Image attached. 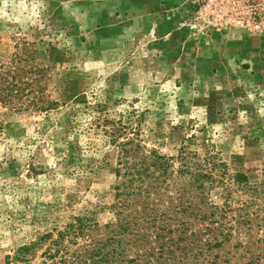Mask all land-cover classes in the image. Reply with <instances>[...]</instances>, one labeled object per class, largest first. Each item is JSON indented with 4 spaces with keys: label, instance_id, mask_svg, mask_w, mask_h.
Listing matches in <instances>:
<instances>
[{
    "label": "rangeland",
    "instance_id": "374dc122",
    "mask_svg": "<svg viewBox=\"0 0 264 264\" xmlns=\"http://www.w3.org/2000/svg\"><path fill=\"white\" fill-rule=\"evenodd\" d=\"M9 92L0 264L77 216L113 221L117 126L148 150H209L264 182V0H0ZM239 240L199 262L248 264Z\"/></svg>",
    "mask_w": 264,
    "mask_h": 264
},
{
    "label": "trees",
    "instance_id": "16d2710c",
    "mask_svg": "<svg viewBox=\"0 0 264 264\" xmlns=\"http://www.w3.org/2000/svg\"><path fill=\"white\" fill-rule=\"evenodd\" d=\"M110 138L119 147L113 221L101 226L77 216L63 230L44 232L19 247L10 260L203 264L199 260H212V251L241 239L236 245L251 253L248 264H264V182L253 185L245 174H231L209 150L182 148L176 156L148 150L125 126L114 128ZM40 250L41 260L34 262Z\"/></svg>",
    "mask_w": 264,
    "mask_h": 264
}]
</instances>
